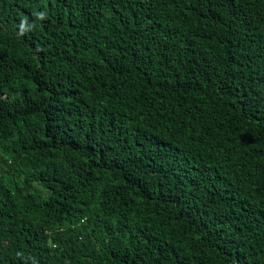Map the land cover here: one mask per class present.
<instances>
[{"label":"trees","instance_id":"1","mask_svg":"<svg viewBox=\"0 0 264 264\" xmlns=\"http://www.w3.org/2000/svg\"><path fill=\"white\" fill-rule=\"evenodd\" d=\"M17 253L264 264V0H0V264Z\"/></svg>","mask_w":264,"mask_h":264},{"label":"clouds","instance_id":"2","mask_svg":"<svg viewBox=\"0 0 264 264\" xmlns=\"http://www.w3.org/2000/svg\"><path fill=\"white\" fill-rule=\"evenodd\" d=\"M32 17L34 18V21H44L47 19V12L46 11H34L32 13ZM17 27L19 29L18 34L22 36L28 32H31L36 27V24L35 22L30 23L29 18L24 17L20 21ZM17 256L25 260V264H28L29 261H31V264H38L35 257L33 256L25 257L23 253H17Z\"/></svg>","mask_w":264,"mask_h":264}]
</instances>
